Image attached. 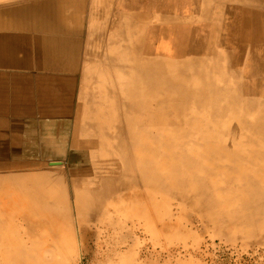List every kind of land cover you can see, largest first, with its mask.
<instances>
[{"label": "bare ground", "instance_id": "obj_1", "mask_svg": "<svg viewBox=\"0 0 264 264\" xmlns=\"http://www.w3.org/2000/svg\"><path fill=\"white\" fill-rule=\"evenodd\" d=\"M83 1L12 0L3 6L7 9L5 18L0 16V26L41 28L40 46L54 59L53 66L73 72L80 48L77 38L71 43L67 35L82 30L57 21L55 14L69 4L68 19H78ZM152 1L162 20L151 25L153 54L144 49L146 31L129 18L119 20L114 28L115 40L120 39L115 51L95 53L96 48L86 47L81 53L84 82L88 73L94 84L86 86L95 89L93 94L101 98L103 107L114 95L103 74L115 71L122 78L116 101L132 125L116 123L111 127L115 131L108 132L93 116L78 118L76 110L78 117L68 138L76 146L87 147L94 143L80 142L76 134L104 135L100 146L108 158L88 162V154L79 151L78 158L85 156L84 162L74 163L70 155L66 170L58 168L57 162L47 163L41 157L55 149L47 136L58 135L59 142L60 137L66 139L67 124L48 117L37 134L35 121L23 120L21 115L31 116L38 108L42 114L54 110L65 117L71 108L64 97L68 89L61 84L48 89L44 84L35 105L32 92L15 87L10 92L0 78V264H85L88 258L96 264H172L175 253L197 256L198 249L191 248L195 246L187 239L210 234L230 245L244 239L264 246V149L248 159L208 136L199 139L198 128L208 126V119L191 117L194 109H209V120L217 122L211 129L223 125L231 138L242 130L245 137L257 136L264 143V119L252 123L245 117L227 118L237 105L256 108L258 87L264 95V0ZM93 15L81 18L95 28L106 23L101 10L95 13L98 18ZM49 31H58L59 36L44 34ZM86 37L89 41L93 34ZM232 48L243 50L244 61ZM12 51L15 55L8 61L18 54ZM23 58V68L33 65ZM237 65L247 82L216 84L209 76L221 69L236 76ZM194 74L198 86L192 82ZM67 87L73 90L71 83ZM146 122L155 127L154 132L146 133ZM163 125L172 128L170 135L159 129ZM10 141L16 148L13 157L6 148ZM127 147L140 163L131 160ZM189 147L203 151L194 156L187 152ZM220 155L227 157V163L219 161ZM240 159L256 174L242 169ZM220 179L223 182L215 186ZM197 264H202L201 259Z\"/></svg>", "mask_w": 264, "mask_h": 264}, {"label": "rangeland", "instance_id": "obj_2", "mask_svg": "<svg viewBox=\"0 0 264 264\" xmlns=\"http://www.w3.org/2000/svg\"><path fill=\"white\" fill-rule=\"evenodd\" d=\"M68 8H69V4L66 7H60V9L58 11L59 13H58L57 17L60 18V20L62 22H65V21L68 22V13L70 12V11H68ZM179 9H181V7H179ZM99 10H101L103 12V17H104V19H106L105 24H99L100 26L98 25L95 28V25L92 26V24H89L88 20H86V21L82 20L81 17H83V16L85 18H86V16L89 17L90 12H92L94 14L93 16H95V13ZM156 13H157V7H155L152 0H84L82 3V8L78 10V27H80V29L82 30L81 32L78 33V42L80 43L81 47H83V49H85L86 47L96 48L97 50L95 51V53L110 51V49H111V51H115V49L119 45L118 43H119L120 39L117 40V38H116V40H115V38L113 36L114 28L117 26L119 27V25H117V22H119V20L121 22H123V20L126 21L129 18V21L132 22L133 24H139L140 23L142 25V29H144L146 31L145 33H146V40H147V43L144 44V49H145L146 53H152L153 54L154 49H153L151 44L154 43V36H153L151 25H154L155 22L156 23L162 22L161 19L157 18ZM144 15H147V16L145 17ZM129 16H131V17H129ZM96 18H98V17H96ZM114 23H116V24H114ZM89 26L92 27V30L90 33L88 31ZM133 33H136V30H134ZM87 34H93V38L89 41L87 40V37H86ZM111 40H112V43H111ZM28 42H30L31 45L28 44V45H26V47L34 49L35 47H34L33 43L31 41H28ZM113 44H116V45L114 46ZM145 45H147L148 47H145ZM231 52L237 57V59H239L241 57V60L244 61L243 50L232 48ZM155 55H154V57L158 58V56H155ZM38 59H40V58H36V57L33 58L32 67L41 68V66L45 65L47 69H50V64H51L50 60H48V61L43 60V61L37 62ZM162 59H164V58H162ZM170 62L175 63V64H171L173 67L174 66H175V68L177 67V63L175 62V60H171ZM241 68H242V66H240V65H237L235 67V70L238 72V75H236V76H231V74H229L227 70H223V69L218 70V71L214 70V71L210 72L209 76H211L212 81L216 84L220 83V84H225V85H229V84L232 85L236 82L245 83L248 81V78L245 75H242L243 70ZM83 69L84 68H81L80 72L77 73V82H76L77 84H76L75 90H72V89L67 87L68 91H70V92L74 91L73 96L76 97V102H77V104L75 103V107L73 110L74 115L72 116L71 125L74 123L73 117L75 115H77V112H78V115L80 114V116H81V117H78V115H77V117L80 119L82 117H83V119H86V118H89L90 116H93L95 120L98 119L99 122L101 124H103L105 126V128H107L108 132H114L115 131L112 128H113V125L116 123L121 124L122 127H128L127 125H129V126L132 125V124H129V121H128L129 116L124 117L125 112H123V107H121L119 105V102L116 101L117 94L120 91L119 84L122 82L121 81L122 78L121 77L117 78L116 76L118 74L115 71H109L108 73L105 72L103 74L107 78V81H108L107 84L109 85L111 91L114 92L113 97L110 98L111 99L110 101H108L109 104L108 103L104 104V107H105L104 108L103 103L99 102V99L101 100V98L98 99L93 94V91L95 89L86 86V85H90L92 87L94 84V80L92 79V77L88 73H86L85 77H87L88 81L84 82L83 73L86 71V69H84V70ZM222 71H223V73H222ZM192 76H193L192 82L198 86L200 84V82L198 81V79L196 77H194L195 74ZM225 76L227 77V79L225 78ZM241 76H242V78H241ZM260 79L261 78H258L257 80H260ZM189 81H191V80L189 79ZM261 82L264 83V79H261ZM116 86H119V87H116ZM261 91H262L261 88L258 87V90L256 91V93H254L255 100H256V106H257L256 108L246 109L245 106L241 105V107H240L239 105H237V106H235L229 110V113H227V118L232 117V118H236V119H242L243 117H245V118H247V120L249 122H252V123H257V122L263 120L264 119V95H262ZM109 105H111V106H109ZM87 107L89 109L88 112L86 110ZM90 108L93 109L94 113H98L99 116H95V114L92 115L91 114L92 110ZM76 110H77V112H76ZM81 111H82V114H81ZM191 113L194 114L191 117L208 119L207 121L209 122L208 126H203L201 128H198L199 135H200V136L198 135L199 139H202V137L208 136L207 139H209L210 141L221 142L224 145L231 147V149H236L240 153V155L242 154L243 156L247 157L248 159L253 156L254 152H257L259 150L264 149V143L263 144L260 143L257 136L251 137V136L247 135L246 137H247V139H249V141L247 144H245V142H247V141H246V137L244 136V132L242 130H238V132H236V134L233 138L226 135L225 131L227 128L222 125L224 122L220 123L222 125L220 128L211 129L210 127L215 128L214 123H217V122H212L211 120H209V116H208L209 115L208 114L209 109H194V111H191ZM57 119H64V123H66V124L69 123L68 117H59ZM103 119H105V121ZM140 119L144 121L143 117H140ZM114 121H115V123H113ZM147 124H148V122H146V125ZM106 125H109V126H106ZM211 125H213V126H211ZM154 128L150 124L147 125L146 133L151 132V131L154 132L155 131ZM135 129H136V127H135ZM159 129L164 134L170 135L172 133L171 127L169 128V127H166L163 125L162 127H159ZM198 130L194 129L193 133L196 135ZM70 131L72 132L73 130L70 129ZM84 131H86V130H84ZM139 134H140V132H138V135ZM76 135H77L76 137L79 138L78 141L81 142V141H86L89 139L94 143V145H92V146L90 145L87 147L85 145L76 146L75 144H73V142L71 140L72 139L71 136L69 138H68V136H66V142H64L63 138L60 137V142H59L58 141V138H59L58 135L51 134V135H48L47 138H49V140H50V147L55 148V149L50 150L51 151L50 155L44 156V157H41L42 156L41 155L40 157L44 158V159L47 158V160L45 159L47 161V163H50V162L59 163L58 168H60L62 170H64V168L66 170V164L69 163L70 155L75 157L76 162H74V163L84 162L85 156H84L83 160H80L78 158L80 155H82V153L79 151H83V152H86V154H88V158L86 160L88 162L91 160H95V161L101 160V159L104 160V159L109 157L108 153L104 150H101V146H100V143H102V139L105 138V137L103 138L104 135H102V136H91V135L88 136V135H82L81 133H78ZM114 137H115V135H113V138ZM124 141H125V139H124ZM239 144H241V145H239ZM46 145L47 144H44L43 148L45 147L47 149L48 146H46ZM237 146H238V148H237ZM127 148H128V151L130 152L129 153L130 158H131V155L133 156V158L131 160L133 162L135 161V163H136V159H137L136 153L132 152L133 149L131 150L130 147H127ZM202 151H203V149L201 147H193V148L189 147L187 149V152L194 154V156L197 155L198 153L202 152ZM76 157H77V159H76ZM219 157H220L219 161L221 163H227V160H226L227 157H224V156L222 157V155H220ZM137 160H139V159H137ZM244 162L247 163V161L240 159V163H242L241 168L248 170V171H251V172L253 171V173L256 174L254 172V170L252 168H250L249 166H247L246 163H244ZM138 163H140V160ZM55 166H57V165H55ZM259 179H260V177H259ZM222 182H223L222 179H220V181L217 180V182H215V186L222 183ZM194 229H196V227ZM17 232L21 233L20 227L17 228ZM226 241L227 240H225L224 238L214 237V236H212V234L205 236L203 239H196L195 240L194 237L189 238V239H187V242L189 244L195 246V247H191V248L198 249V251H199L198 253H196L197 256H192L193 258L195 257L197 259L194 258V260H193V258L191 257V255L189 253L188 254L190 255L191 258L188 255L184 256L185 252L183 251L184 254L182 253V255H180V256L175 255L176 254L175 253L174 259L171 258V262H172V264H176V263L197 264V261L201 259L202 264H264V246L263 245H252L244 239H238V240H236L237 243H235V241H234L233 243H231V245L228 244ZM176 244H177V242H176ZM180 245L181 244H179V243L177 244V246H180ZM249 245H252V246H249ZM85 264H96V263L93 262L92 258H90V259L88 258V260H87V262H85Z\"/></svg>", "mask_w": 264, "mask_h": 264}, {"label": "crops", "instance_id": "obj_3", "mask_svg": "<svg viewBox=\"0 0 264 264\" xmlns=\"http://www.w3.org/2000/svg\"><path fill=\"white\" fill-rule=\"evenodd\" d=\"M22 1V0H19ZM26 1V0H23ZM28 1V0H27ZM12 3V0H0V16L5 18V15H3L5 9L3 6H7V4ZM60 7L57 9V13L55 14L58 16V11ZM58 18V17H57ZM52 20H55L51 17ZM57 21H61L60 18L57 19ZM0 23H2L0 21ZM72 28L78 27V19L75 16L72 19H68L67 22ZM52 25V24H51ZM59 31V30H58ZM58 31L54 32H46L44 34H54L56 36H59ZM43 35V31L38 29L37 27H18L17 25H10V26H0V44L2 45L0 47V78L5 79L6 84L8 86V90L11 92L12 88H20L22 89L21 92H24L28 90L29 92H32L33 95V101L36 105V102L38 100L39 96V89L46 85V88H59V84L62 85V88L65 89L71 83L73 85V90H75L76 82H77V73L80 72L81 68L85 67L82 65L84 63L83 56L81 53L84 52L85 49L81 47L80 43L78 42V34L75 32H68L67 39L74 43L75 37L77 38V44L80 48V55L78 57L79 65L75 68L73 72L69 71L68 69H60L55 68L52 64V61L54 60L48 51L40 46V36ZM31 41L34 45V49L26 47V45L30 44ZM31 45V44H30ZM11 48V49H8ZM16 51L18 54L15 56V58L12 61H8L9 57L14 56L15 53L12 51ZM23 55L28 57L33 62V58H40L37 62L43 61V60H50V69L45 68H36V67H22V61H23ZM83 69V70H84ZM52 80V81H51ZM60 80V81H59ZM71 81V82H70ZM49 82L53 83L52 87H49ZM67 83V84H65ZM64 92V91H63ZM74 91L70 92L68 96L64 95V97L68 100V103L71 105L70 110L66 113L67 115L65 117L69 118V123L67 124V128L65 131V135L69 136L71 134L70 129H73V125H71L73 110L75 107L76 97L73 96ZM37 108V107H36ZM35 108V109H36ZM76 113V112H75ZM60 112L51 110L48 114H42L41 111L37 108L35 112L31 116L27 115H21L23 120L27 121H35V127H36V133H39V130H41L42 123L49 117L51 119H57L60 115ZM16 116V117H21ZM74 117H77L75 115ZM73 117V119H74ZM7 119H9L7 117ZM17 118H12V120ZM66 124V123H65ZM64 142H66V139H64ZM6 148L8 152H10V156L13 157L16 148L11 146V141L8 145H6Z\"/></svg>", "mask_w": 264, "mask_h": 264}]
</instances>
